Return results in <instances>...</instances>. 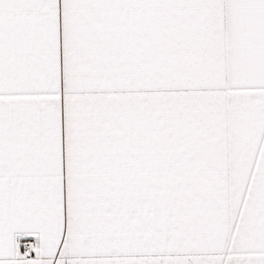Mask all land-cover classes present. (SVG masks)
<instances>
[{"label": "snow or ice", "instance_id": "snow-or-ice-1", "mask_svg": "<svg viewBox=\"0 0 264 264\" xmlns=\"http://www.w3.org/2000/svg\"><path fill=\"white\" fill-rule=\"evenodd\" d=\"M0 264H264V0H0Z\"/></svg>", "mask_w": 264, "mask_h": 264}]
</instances>
